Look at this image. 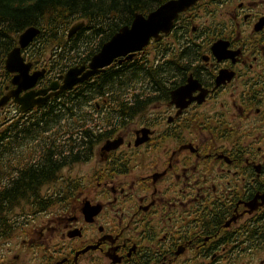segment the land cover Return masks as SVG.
<instances>
[{
  "label": "flooded vegetation",
  "instance_id": "obj_1",
  "mask_svg": "<svg viewBox=\"0 0 264 264\" xmlns=\"http://www.w3.org/2000/svg\"><path fill=\"white\" fill-rule=\"evenodd\" d=\"M14 8L0 24V264H264V0H196L140 50L159 49L153 81L58 103L98 72L25 110L24 94L91 57L55 59L43 34L47 50L35 38L21 56L44 73L18 90L7 55L41 29L18 31Z\"/></svg>",
  "mask_w": 264,
  "mask_h": 264
},
{
  "label": "trees",
  "instance_id": "obj_2",
  "mask_svg": "<svg viewBox=\"0 0 264 264\" xmlns=\"http://www.w3.org/2000/svg\"><path fill=\"white\" fill-rule=\"evenodd\" d=\"M166 0H0V24L7 25L11 30L12 8L16 6L15 12L18 16V31L24 29L26 25H37L40 27V35L36 40L41 41L37 47L43 53L45 48L43 41L46 34L52 40L50 52L55 59L64 60L66 55L71 53L70 61L74 60L77 53L80 60L89 59L96 53L101 44L106 41L121 26L131 23L135 13L146 15ZM17 4V5H16ZM13 6V7H12ZM76 21H84V25L68 40H65L68 28ZM57 40V41H56ZM65 40V41H64ZM64 42V45L61 43ZM65 42H68L65 44ZM156 43V42H154ZM86 44L87 48L83 54L79 53V46ZM146 55L142 51L136 52L129 60H122L121 68L108 67L103 73L94 77V83H84L76 86L67 93L66 100H59L58 103H80L89 102L93 94L100 92V88H140L143 73L148 79H153L157 75L156 61L159 56V49ZM65 62V61H64ZM64 67L63 65H61ZM84 87V96L80 99L75 90ZM103 89L102 91L104 92ZM133 94V93H132ZM134 95L145 97V93H135ZM138 102H142L141 100ZM123 103V102H122ZM59 117H54L58 119ZM12 127L8 126L3 130V137L11 136ZM4 145H10L3 140Z\"/></svg>",
  "mask_w": 264,
  "mask_h": 264
},
{
  "label": "water",
  "instance_id": "obj_3",
  "mask_svg": "<svg viewBox=\"0 0 264 264\" xmlns=\"http://www.w3.org/2000/svg\"><path fill=\"white\" fill-rule=\"evenodd\" d=\"M196 0H167L159 5L147 15L135 13L130 25H125L116 31L107 41H105L98 52H96L88 62V69L79 77V74L85 69V64L69 68L64 75L63 83L59 85L57 81L52 82L48 89L58 90L47 94L38 100H33L34 95H42L47 89L38 90L34 93H26L17 100L22 109H27L33 103H42L52 95H56L67 89H70L78 82L87 80L94 74L103 71L106 66L118 57L131 59L133 54L144 48L151 38L158 39L159 33H167L173 25V20L179 12L185 10ZM83 21L76 22L69 29L67 36H72L79 30ZM39 29L30 26L23 30L18 39V46L14 47L7 55L6 67L10 71H17L18 75L14 78V83L18 85V90L26 89L35 84L37 79L42 76L44 71H34L28 73L30 64L24 63L20 55L21 49L25 48L39 33ZM121 62V60H119ZM41 100V101H40ZM5 98L0 100V105L4 104Z\"/></svg>",
  "mask_w": 264,
  "mask_h": 264
},
{
  "label": "rangeland",
  "instance_id": "obj_4",
  "mask_svg": "<svg viewBox=\"0 0 264 264\" xmlns=\"http://www.w3.org/2000/svg\"><path fill=\"white\" fill-rule=\"evenodd\" d=\"M86 48H87L86 44H81V45L79 46V52H80V53L84 52V51L86 50ZM150 48H152V47H150ZM37 50H39V48H38ZM69 58H70V54L66 55V57H65V62H67V61L69 60ZM66 127H71V126H67V125H66Z\"/></svg>",
  "mask_w": 264,
  "mask_h": 264
}]
</instances>
